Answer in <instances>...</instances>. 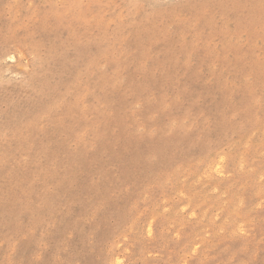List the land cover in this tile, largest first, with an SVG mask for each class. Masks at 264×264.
I'll return each instance as SVG.
<instances>
[{"label": "rangeland", "instance_id": "374dc122", "mask_svg": "<svg viewBox=\"0 0 264 264\" xmlns=\"http://www.w3.org/2000/svg\"><path fill=\"white\" fill-rule=\"evenodd\" d=\"M0 264H264V0H0Z\"/></svg>", "mask_w": 264, "mask_h": 264}]
</instances>
